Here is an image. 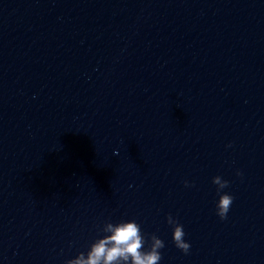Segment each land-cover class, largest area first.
Returning <instances> with one entry per match:
<instances>
[{"label": "clouds", "instance_id": "obj_1", "mask_svg": "<svg viewBox=\"0 0 264 264\" xmlns=\"http://www.w3.org/2000/svg\"><path fill=\"white\" fill-rule=\"evenodd\" d=\"M237 175L242 176V173L238 171ZM212 183L217 186L219 194L216 215L225 220L234 200L232 195L222 191L229 186V181L215 176ZM185 186H189L187 181ZM166 220L173 226L172 240L176 248L188 254L191 246L184 240L183 225L171 214ZM101 231L104 235L92 242L86 253L80 252L75 258L67 260L66 264H159L162 259L160 250L165 247L164 241L152 234L149 243L135 220L117 223L108 221L104 223Z\"/></svg>", "mask_w": 264, "mask_h": 264}]
</instances>
